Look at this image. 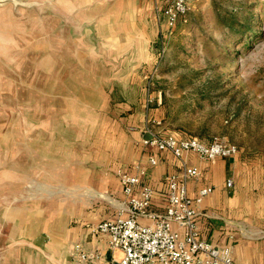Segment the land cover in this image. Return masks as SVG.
I'll list each match as a JSON object with an SVG mask.
<instances>
[{
  "label": "crops",
  "instance_id": "obj_1",
  "mask_svg": "<svg viewBox=\"0 0 264 264\" xmlns=\"http://www.w3.org/2000/svg\"><path fill=\"white\" fill-rule=\"evenodd\" d=\"M164 2L64 3L62 49L69 64L54 71V52L41 59L54 78L47 94L53 106L47 105L52 110L48 124L59 123L62 131L51 134L54 140L47 142L43 154L38 143L31 149L34 162L29 171L50 175L36 185L45 192L43 197L25 202L0 197V264H98L80 262L77 245L102 251V264L121 257V250L109 249L107 235L93 229L100 221L115 219L126 198L119 169L135 173L140 164L146 171L142 183L156 190L150 211L165 210L167 177L181 165L170 153L144 144L146 95L142 97L143 72L153 61V43L161 35L164 17L159 10ZM156 103L151 113L163 118L161 103ZM151 155L157 158L156 165L149 162ZM238 156L203 161L192 155L189 164L200 167L202 174L189 183V193L196 196L204 186L214 188L195 204L204 239L232 247L236 264H264L263 204L256 212L255 201L244 192L246 166ZM55 171L56 181L51 180ZM228 179L232 186H227ZM56 185L72 191L55 196Z\"/></svg>",
  "mask_w": 264,
  "mask_h": 264
},
{
  "label": "rangeland",
  "instance_id": "obj_2",
  "mask_svg": "<svg viewBox=\"0 0 264 264\" xmlns=\"http://www.w3.org/2000/svg\"><path fill=\"white\" fill-rule=\"evenodd\" d=\"M25 1L40 4L0 9V196L13 198L17 191L16 202L45 194L35 185L50 175L29 171L31 149L38 143L40 153L46 151L47 142L54 140L51 134L62 131L59 123L48 124L53 106L47 94L54 78L41 59L54 52V71L69 64L62 49V7L69 0ZM85 1L153 5L155 0ZM160 20L154 58L143 72L142 97L153 74L164 132L236 144L238 161L246 166L243 190L255 201L256 212L261 204L264 211V0H203L171 33L165 19ZM163 43L165 55L153 71ZM57 175L55 171L51 180ZM52 190L55 196L72 191L57 185Z\"/></svg>",
  "mask_w": 264,
  "mask_h": 264
},
{
  "label": "built area",
  "instance_id": "obj_3",
  "mask_svg": "<svg viewBox=\"0 0 264 264\" xmlns=\"http://www.w3.org/2000/svg\"><path fill=\"white\" fill-rule=\"evenodd\" d=\"M203 0H165L160 14L163 15L166 27L171 33L192 8ZM163 42V36H162ZM166 47L160 49L159 61L153 71H158ZM153 74L146 88L147 117L144 133V144L160 151L168 152L175 157L181 167L180 171L167 177L168 191L166 207L163 212L150 211L156 194L155 188L143 184L146 173L140 165H135L136 172L119 169L125 200L119 208L115 219H106L94 225L95 233L107 235L110 250L119 249L121 257L109 258L104 264H236L232 247L219 245L204 239L200 234L198 216L200 204L204 198L213 192L212 186H204L196 196L189 193V183L201 177L202 171L196 165H190L189 159L196 155L203 161H215L219 158H232L239 154L236 144L216 139L205 142L198 137H178L174 133L162 130L163 119L151 113L150 105L156 101L161 103L152 91L155 83ZM152 165L157 164V158L149 157ZM227 186H232L233 180L228 179ZM148 218L150 222H142ZM76 257L80 262L97 261L102 264L103 252L86 251L81 245L76 246Z\"/></svg>",
  "mask_w": 264,
  "mask_h": 264
},
{
  "label": "water",
  "instance_id": "obj_4",
  "mask_svg": "<svg viewBox=\"0 0 264 264\" xmlns=\"http://www.w3.org/2000/svg\"><path fill=\"white\" fill-rule=\"evenodd\" d=\"M10 4L14 5V7H19V6L32 7V6H37L40 3L38 1H25V0H0V9L3 7H7ZM149 137H150V135L146 134V138H149ZM35 187H36V189H38V187L36 185H35ZM38 190H41V189H38ZM2 197H3V195H2ZM17 199H18L17 195H13V198L11 200H12V202H16Z\"/></svg>",
  "mask_w": 264,
  "mask_h": 264
},
{
  "label": "trees",
  "instance_id": "obj_5",
  "mask_svg": "<svg viewBox=\"0 0 264 264\" xmlns=\"http://www.w3.org/2000/svg\"><path fill=\"white\" fill-rule=\"evenodd\" d=\"M231 25H232V23H231ZM242 26H244V25H240V27H242Z\"/></svg>",
  "mask_w": 264,
  "mask_h": 264
}]
</instances>
